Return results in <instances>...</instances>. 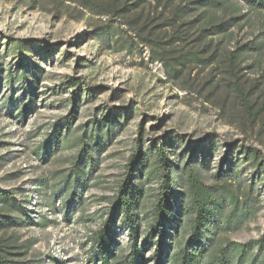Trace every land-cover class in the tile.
<instances>
[{"label": "rangeland", "instance_id": "obj_1", "mask_svg": "<svg viewBox=\"0 0 264 264\" xmlns=\"http://www.w3.org/2000/svg\"><path fill=\"white\" fill-rule=\"evenodd\" d=\"M204 1L0 0L1 253L20 264H97L96 233L110 224L127 253L135 242L142 264H156L157 233L143 243L149 219L138 214L132 232L121 212L114 217L140 137L150 151L143 171L163 145L175 190L184 192V167L198 165L214 191L251 199L252 214L223 230L219 247L264 238V173L238 150L257 149L264 160V9ZM73 77L78 90L64 88ZM92 127L103 132L90 174L66 186L81 133ZM171 139L180 146L166 145ZM142 181L135 172L133 184ZM147 186L146 206L159 183ZM173 235L174 224L163 241L168 255Z\"/></svg>", "mask_w": 264, "mask_h": 264}, {"label": "trees", "instance_id": "obj_2", "mask_svg": "<svg viewBox=\"0 0 264 264\" xmlns=\"http://www.w3.org/2000/svg\"><path fill=\"white\" fill-rule=\"evenodd\" d=\"M225 0H205L202 4L205 6H216ZM252 9H264V0H241ZM160 60L167 67V72L175 76L176 67L171 66L164 59ZM177 61V64H182ZM82 85L78 78H69L62 83L64 88H76L78 90ZM77 92V91H76ZM75 93V92H74ZM103 132L100 127H92L87 132H82L79 142L77 159L74 161L70 178L65 179L66 186L69 184H82L87 175L90 174L93 165L92 153L99 147L98 136ZM214 140L210 142L213 143ZM142 138L137 140V151L134 153L127 164L126 177L119 185L118 194L115 196L114 217L121 212L124 222L132 232L139 226L138 214L145 215L151 223V232L143 243L150 241L153 234L158 236V250L154 254L156 264H264V238L260 241H249L246 243L227 242L220 247L216 244L219 234L226 228H234L243 224V222L252 214L253 210L249 207L251 199L245 198L243 202L232 192L225 196L222 192L214 191L211 186L205 185L196 172L198 165L184 167L186 182L183 183L184 192L175 190L176 184L173 183L167 172L168 158L163 145H154V161L148 164V171L144 172L142 167L147 163L150 151L142 148ZM181 142L171 139L166 145L173 148L180 146ZM233 145H227L226 157L232 150ZM191 147L188 145L186 151ZM240 154L243 158L249 160L252 165L258 167L264 173V160L257 149L250 147L244 149L240 147ZM211 149L206 151L210 156ZM193 158V155H192ZM89 164L88 170L84 165ZM186 165H189L187 163ZM201 165L208 166L207 159L201 161ZM173 167L177 165L173 164ZM138 173V178H142V183L133 184V175ZM237 174V170L234 171ZM141 174V175H140ZM223 176H232L229 169L224 171ZM158 181V188H154V200L146 206L145 198L147 196V186L153 181ZM0 199H6V190L0 188ZM4 195V196H3ZM177 195L178 207L174 206V199ZM7 201L11 205L15 204V198L10 196ZM230 204L232 210L226 213V206ZM179 216L183 221L179 220ZM174 224L175 235L172 238V249L170 255L167 250L164 251L163 241L166 238V228ZM178 231V233H177ZM97 252L94 261L97 264H142L143 249L133 242L134 248L129 253L126 249L118 245L115 239V233L110 224L103 227L96 233ZM153 239V238H152ZM162 247V248H161ZM113 248L116 250L114 253ZM57 260L54 259L53 262ZM19 261L0 252V264H20Z\"/></svg>", "mask_w": 264, "mask_h": 264}]
</instances>
